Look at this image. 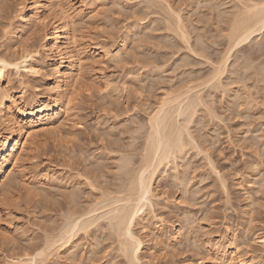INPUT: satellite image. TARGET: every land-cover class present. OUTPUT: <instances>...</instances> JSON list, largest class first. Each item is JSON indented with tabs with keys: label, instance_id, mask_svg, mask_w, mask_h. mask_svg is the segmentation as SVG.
<instances>
[{
	"label": "rangeland",
	"instance_id": "374dc122",
	"mask_svg": "<svg viewBox=\"0 0 264 264\" xmlns=\"http://www.w3.org/2000/svg\"><path fill=\"white\" fill-rule=\"evenodd\" d=\"M19 1L20 0H0V51H2L1 49L7 46L6 43L11 44L12 42L16 41V39L15 41L14 40L9 41V39H11L9 38L11 34H8L6 38L5 36H3V31L1 33V30H4V27L7 26L9 22H11L10 28H11V32H13V35L17 36L21 33L18 32L20 27L19 19L15 17V13L17 12L18 9L17 3H19ZM62 1L66 11L68 12L70 11L71 13H74L76 11V8H78L80 4L82 5L81 7L83 8L84 13H88L90 9L95 10L96 14H94V17L92 16L90 18L88 14L87 15L88 17L86 16L85 20L83 19V21H81L83 22L82 24L84 26L81 27L80 25L82 24H80L79 25L80 27L78 28L79 29L83 28L81 29L83 30V32L80 31L79 33V29L77 31V34L78 33L81 34V35L78 34L81 37L80 38L78 36L79 54L82 57H85L87 63L88 61L90 62L92 60L90 62V65L92 67L88 63L87 66H84V68H82L83 73L81 74L82 76L80 75L79 77L80 80H78V82L80 81V84L77 83V85H79L77 86L79 87L78 88L79 90L77 89V91L79 92L78 93L73 92L75 96V97L73 96L74 98L71 95L74 101L71 100L72 101L70 103L71 105H69L70 108L67 111L68 115L64 116L65 119L62 120L64 122L62 121H61L62 123L60 122L61 123L60 124L61 126L59 125L61 127V129L59 127L60 133L58 132L59 134L57 133L56 135H53L55 133L52 134L50 133L52 136L51 135L47 136L49 135L47 134L46 136L48 139H46V136L43 137L41 135L35 137V142L37 140L39 144L38 142L35 143L38 146H36L37 148L33 149L32 151V155L34 156V158L31 157V161H32L31 163L29 162L30 161L29 159H28L29 161L27 160L29 163L26 161L27 163L26 166L32 165L33 168L31 167L30 169L29 167L31 171L28 169L29 170L28 173L22 176L24 179L23 180L24 183L22 182L20 184L23 186L21 187L23 189L21 191L22 192L24 191L25 193L23 192L21 194V191H19L20 195L19 193H17L16 195L15 193L14 194L12 193L13 198L11 197V195H3L0 198V264H11L10 263L11 261L8 260V258L9 256L11 258L14 257L11 255L12 254L14 255V253H16L17 251L18 252L15 254V256L21 254L20 251L23 249L30 252L33 249V247L36 246L38 247L39 244H41L42 241H44L43 237H45L48 234V233L45 234V231L49 232L50 230L48 229V227L53 225L55 228L56 226L58 227V225H60V223L62 222L61 220H63L61 218L63 217L59 215L60 213L59 209L61 208L62 211L60 214H62L65 211L64 209L66 205V200H64L66 193L65 191H68L69 190L68 188H71V190L79 189L80 191L77 190L79 191L78 193L82 194V196L79 195V200L83 199V201L81 202L87 201L91 203L92 200H94V198L96 197L95 194L96 195L99 194L97 193V191L98 192L100 191L98 189H101L102 191L105 188L107 189L114 188L116 185H118V183L121 182L120 181L121 179L123 180L126 177L128 170L131 169V167L132 168L135 167V165H137V162L139 160L138 158L139 156H137V152L139 155L140 153L139 147L141 146L140 144L143 143L144 141L143 139L145 136V134L143 135V133L145 132V130L147 131L146 126L148 124L146 122L147 121L146 119L150 114L149 112L151 111L152 113V111H154V109L152 108L155 109L157 108V104H159L158 102H160L159 100L161 96H165L166 93H171L170 89L175 90L176 88L179 87V85L182 84V82L184 81L182 77L184 75L186 76L185 73H189L188 71H190L189 74L190 78L184 76L186 78L185 81L186 83H189L188 81H192L193 79H195L196 81L198 79L197 82H199L200 85L201 83L199 80L201 79V82L205 80V78L203 80V77H205L206 74L208 75V73L206 72L209 71L210 69L209 67L211 65L208 64L209 62L207 58L210 57L209 60H215L220 56L219 54L222 55L223 53H226V42L223 38L225 36L222 35L226 34L225 31L227 32L228 30L227 29L228 26L226 25V23H229L230 19L226 20L228 19L227 18L228 16L226 17L225 15L228 13V11L234 12L233 8L236 10L240 6L238 0H208V1L206 0V2L204 0H199V1L198 0H169V1L166 0L167 3H169L170 6H172L173 9L175 10L178 9L180 11L181 16L184 18L183 21L185 20L184 24L186 25V30L188 29L187 33L190 32L189 35L191 34L190 41L188 40L192 44V45L190 44L191 47L195 46V42L197 43V41H199L198 37L200 38V36L197 33H199L200 31H201L200 35L202 37L200 39H203V42L201 40L200 41L203 47L209 45L206 47L205 52L203 51L204 49L203 50L199 49V47L201 48L202 45L201 46L198 45L199 47H197L196 45L198 49L196 47L193 48L194 54L192 53L193 54L192 55L190 52L192 50L188 49L189 44L188 46L186 45L188 48L187 47L183 48L185 44L183 41H181L182 39L178 37L179 36L178 31L177 29L175 30L176 26L173 25L172 23L174 19L172 18L173 20L171 19L172 21L169 24L171 16L168 18V16L164 15L166 10L164 13H160V11L161 12L164 11L162 10V8L161 10H158L160 8L157 9H155L156 7L151 8L152 5L146 6V4H148V0L147 1L146 0H62ZM220 2L221 4L222 3L223 4L220 5ZM155 3H157V1L153 3L156 6ZM160 5H164V3L163 4L161 3ZM148 6L149 8H147ZM231 7L232 10H229ZM225 9L226 10L228 9L227 12ZM156 10L157 13L155 12ZM231 15L232 13L229 16ZM222 17H226V19ZM137 19L140 20L139 23L137 22ZM220 19H222L221 21H223V23L219 21ZM165 21L167 22L165 23ZM167 23L170 25L169 30L171 31H169L168 29H167L168 31L166 30V28H168ZM171 24L175 26V28L173 29L177 32H174V30L171 28L173 27ZM222 29L224 30V32ZM195 31L197 32L195 33ZM194 33L196 36H194ZM82 34L84 37L82 36ZM146 34H149L148 35L149 38ZM218 34H222V35L218 36ZM25 35L27 37L28 33L26 31H23L21 33V36L24 38ZM35 35H33L30 38L32 39V41L30 40L31 43L32 42L40 43L41 32H37V34ZM170 35L171 37H169ZM256 37L257 38L256 39L254 38L252 45L251 44L249 45L251 47L254 44H257L258 42L259 44L254 45L253 47L250 48L248 47V44L246 42L247 45L246 47L248 48L245 47L244 45L245 43H244L243 47H245L244 48L245 50L242 49L238 51L237 49H239V47L232 49L230 53L229 52L227 53L228 55L230 54L229 60L233 61L236 57L238 58L245 56L248 57L249 55L251 57L250 61L252 60L251 62L253 63V65L251 66L255 69H257L256 67H258V69L262 67L261 69L264 70V57H263L264 37H261L260 35L259 37L261 39L258 36ZM194 38L197 39V41H195ZM205 39L208 41H205ZM123 40L125 44L124 46L125 48H127L126 54L128 55L124 56L125 53H123L122 57L124 59L122 58L123 60L121 59L120 62L118 61L115 62L98 56L97 53H99L102 47L106 48L107 46V48L109 47L108 49H115L121 44V41L123 42ZM179 40L180 42H183L184 45L178 42ZM193 40L195 42H192ZM174 42L176 43L175 46H174ZM207 42H209L210 44H206L205 46L204 43ZM260 44L262 45L260 46ZM259 46L262 48L260 49ZM174 47L176 51L173 50ZM178 48H180V50ZM16 49H18V47H16ZM195 49L198 51L201 50V52L199 51V54L202 53L200 54L202 58H200L201 56L198 54V51H196ZM221 49L224 50V52ZM177 50L179 51V53H176L178 52ZM217 50L219 51V53L217 52ZM208 51L210 53H208ZM221 51L222 53H220ZM215 52L216 54L218 53L217 54L218 57L215 54ZM246 52L249 54L247 55ZM206 53L210 55L208 54L205 55ZM183 54L186 56L184 57ZM213 55L216 56L213 57ZM203 57H205V59ZM180 58H183L184 62H182L183 59ZM186 58L187 60L189 61L192 60L193 62L191 61L192 62L191 63L188 61L186 65H184L183 63H185ZM179 59L182 63L178 65V63L180 62ZM97 60L99 61L96 64L95 61ZM255 60L259 62V64ZM93 61L94 64L92 65ZM188 63L191 65L188 66ZM258 65L259 66L262 65V66L259 67ZM182 66L184 67L188 66V67L187 68L185 67L186 68L185 69ZM190 66L193 67L190 68ZM252 67H250L251 70L248 68V72L252 71ZM184 70L187 72H185ZM193 71L196 72L198 71L201 74H199L198 72L193 73ZM180 73L182 75H180ZM202 74H204V76ZM191 75L193 77L196 76L197 79L196 77L193 78ZM253 75L252 77L250 75V78L248 77L249 79L247 78L246 82L248 80L249 82H247L246 88L244 86L245 89H247V86L249 87L251 86L248 84H252L255 86L258 82L257 79L258 77H260V80L262 76L264 77V75L259 76V74L258 77L257 75H255L256 77ZM128 76L129 77L134 76V80L132 79V77H130L132 79L131 80L130 78H128ZM29 78L30 76H26V77L23 75L19 76V74L16 73L14 70H11L10 72L9 71L7 72L5 79L2 81V86H5V84L9 81L8 82L9 84L8 83L7 84L9 85V87L12 86L11 88L13 90L19 93L25 92L26 94H28V92L30 91L29 88L32 85L38 86V84H40L39 81L37 80L33 81L34 79L32 78L29 79ZM253 78L256 79V84H254L255 82L253 81L255 80ZM21 79L22 82H20ZM104 79L106 81L108 80L107 82L108 84L109 82L112 81L110 84H112L113 87L115 86L117 87L115 88V90L112 87L114 92L112 88L110 90V87L112 85L109 84L110 86L109 87L106 82L102 83L103 81H105ZM179 79H181L182 81L181 83H179L180 82ZM222 79L223 82H225L224 80H226V77L225 79L224 78ZM263 79L264 78H262V80ZM26 80L29 81L28 84H26L27 83ZM195 80H193L194 83L196 82ZM260 80L258 83H260ZM262 80H261L262 83L261 85L264 87L263 84L264 80L263 81ZM193 81L190 82L191 86L197 84V82L194 84ZM23 82L26 83L23 84ZM93 82L95 83V85ZM114 82L117 83V85L114 86L113 84ZM190 83L187 85H190ZM238 83L239 82H237L236 84L232 83L233 86L232 84L231 86H229L230 91L228 90L229 92L227 93H224L221 88H220L222 90L221 92H218L219 88H213V89L211 88L212 91L214 90L213 93L211 90H207L209 86L205 83H202L201 85L203 84L205 85H203V87L200 86V88L198 89L200 90V92L202 91L201 89H203V92H201V94L202 93L204 94L201 96H204V98L206 96V98L204 99L205 101L208 99L207 98L209 95L208 92L210 91L212 92L210 93L211 96L210 95L209 96L210 98L212 97L214 98L213 100L211 99V102L214 105L209 103V99H208V103L211 106H213L212 110L214 108L216 112L214 110L213 111L218 118L213 114L216 118L215 117L213 118V116H211L213 118V120H211L209 112L207 111L209 115H205L206 113L204 114L203 112L206 111V109H203L204 111L200 109V108H204V106L203 107L197 106L196 110L198 111L200 110V112L197 111L199 115L196 114L198 116L195 115L196 117L192 120V122L193 121L195 122L194 123L191 122L190 123L191 125H189V129L191 130V132L193 131L195 134L194 135L192 132L193 136L197 137V138L195 137L197 143L199 144L200 142L201 145L203 144L202 146H200L199 144V147L202 148V150L206 148V150L204 151H202L200 148L199 149L196 148L197 151H195V147L190 144V146L192 147L191 148L187 147V149L188 148L189 149L186 151V155L184 154L185 156L183 157L184 159H180L181 162H179L180 161L179 159H178L179 161H177V163L180 164L177 166L178 167L177 170H181V172L179 171V174H181L180 177L182 178V180L180 179V181L182 183L185 182L183 176L187 178L186 181L189 180L188 182L189 185L187 184L184 185L182 184V185L185 189L186 188L188 189V190L186 189L187 191L190 190V192H187L185 189H182L181 184L179 185L178 184L179 182L176 183L177 181L174 177L171 176L172 177L171 178L170 176H168L169 174H171L170 173L171 169H168L169 165L167 166L168 168H164L165 171L163 170L162 172L163 174L161 172L158 174V176L160 175L159 176L160 178L157 176V179L154 180L155 192L158 193L157 195L159 198L164 197L165 199H167L169 201L168 202L169 205L163 207L162 204H160V206H158L159 204L158 205L155 204L157 206L154 205L155 208H152L153 213H155V215L160 216L162 219V220L159 219L156 220V226L158 225V227L162 230V233L164 235L162 234V236L157 237L156 235L153 236V234L143 233L145 236L142 234L141 237L142 240L144 239L143 240L144 246L142 248L143 250L141 251L142 253L140 252V254L142 258L144 257L143 258L144 260L142 259V261L143 262H145V260L147 261V263L145 262V264H193L200 256H204L206 260L207 259L209 260L208 257L212 256L213 252L218 248L219 245H221L224 242L225 238L232 240L233 243L237 245L239 242L242 243L241 245L239 243L240 246L239 251L241 258L244 259L251 258L253 264H264V246L252 242L253 241L252 238L254 235L264 236V100H263L264 96H262V92H264V90H262V92L258 91L261 90L260 87L261 85L258 84L260 88L258 87V85L255 87L253 86L255 91L251 92L250 89L252 88L251 86L250 88H248V92L250 89L249 92L251 94L250 95L248 92L246 93L244 88L242 90L240 89L241 91L237 90L240 87V85L238 87ZM25 85L27 86L31 85V86L26 87ZM121 86L123 89H121ZM173 86L175 88H173ZM184 86L182 88L183 90L186 88ZM24 87H26L28 90L24 91L23 89H26ZM100 88L102 90L104 88L105 92L104 90L102 91ZM231 88L234 90H232ZM215 89H217V91ZM20 90H23L24 92H21ZM126 90L129 93L128 92L125 93ZM168 90H170V92ZM180 90L181 88L179 89V91ZM256 90L261 94L257 93ZM232 91L234 92L237 91L235 92L238 93L237 96L241 95L240 97L241 102L238 101L239 98L236 99L235 97V100L238 101V103L240 104L235 105L236 103L235 100H232L234 98H231ZM239 91L241 94H239ZM113 93L117 98L114 97ZM220 93H222L223 95H221ZM255 93L258 94L257 97ZM224 94L227 98L222 97L224 96ZM247 94L250 96L247 97ZM111 97H114L116 100ZM228 97H230L231 99H228ZM250 98H252L251 99L252 101L250 100ZM227 99L229 101H227ZM230 100L233 101V103ZM230 103L231 106H233L232 104L235 105L233 106L234 109L233 108L231 109ZM229 106L230 108H228ZM201 111L203 114L201 113ZM199 116L200 119H198ZM207 116L209 118H207ZM138 124L141 126L143 125L142 128L143 127L144 128L142 129L141 126L138 127L137 126ZM257 135L259 136L258 137L259 139L257 138L258 140L256 139ZM251 139H253V142ZM254 139H256L257 141ZM45 140L47 141L42 142ZM254 141L258 142L259 144L254 143ZM255 144L257 149L255 148ZM262 145L263 148H261ZM137 146H138V150H137ZM135 148L137 152H135L134 150ZM199 150H201L203 153L207 152V154L204 153L205 156H203L204 154ZM128 151H132V152L134 151L135 153H131V154L132 155L135 154L136 156L135 155L132 156ZM124 152L125 155L128 153L127 154L128 156L126 155L128 157L127 159L129 160V163L131 162L132 163L131 165L129 164V166L128 165L125 166V168L124 167L121 168L120 166L117 167V165H121L122 163L119 161H122L123 158H126V156L122 157ZM119 155H121V158ZM130 156L132 159L131 158L129 159ZM207 157L210 159L208 160ZM207 160L209 162L212 161L213 167ZM255 160H257V162ZM133 161L135 164L133 163ZM92 162L95 164H93ZM90 163L91 165H89ZM96 163L99 164V166ZM253 163H257L258 166ZM184 164H186L188 167L184 168L186 166ZM96 165H97V169L100 170V173L104 172L103 174H105V176L103 174H101V176L98 175L99 170L96 169ZM91 166L92 168L90 169ZM126 167L129 168L126 169ZM44 168H47L48 171H46L47 169L45 170ZM93 168H95L94 169L95 171L93 170ZM116 168H118L119 171H116ZM34 169L37 170L35 171ZM88 169L89 171H87ZM92 170L94 171L93 176L91 173ZM122 170H125L127 172ZM182 170L183 171L185 170L184 174L186 176L184 174L182 175L183 173ZM45 171L46 172L51 171L50 173H53L51 177H53L54 174L57 175L55 176L56 179L52 181H51L52 178L50 180H46V178H44L43 175L45 174L44 173ZM215 171L216 173L218 172V174L220 172V174L216 175ZM35 172H37L36 174H39L42 177V178L40 177L41 181H44L45 179L46 181L49 182H46V185L45 184L43 185V183H40L37 180H35L37 179L35 177H38V175L36 176ZM79 172L81 173L79 174ZM121 172L122 173L125 172L126 174L123 173L124 174L123 176ZM84 174L85 176L89 175L87 177L88 179L84 176ZM90 174L92 178L90 177ZM78 175L79 177H77ZM95 175L97 176L98 178L97 180L99 181L95 180L96 179ZM220 176L221 178L223 176L224 179L223 180L219 178L221 179L220 180L221 182L218 179V177ZM31 178L33 180H31ZM169 178H171V180ZM90 179L92 180L93 183L97 181V185L96 182L93 184L94 188L93 187L90 188L91 186L88 185L89 184L88 180ZM106 179H108L109 181H113L112 182L113 184L116 183L114 184L115 186H113V184H110L108 180L107 182L109 184H106L107 182L105 183L101 182L103 180L106 181ZM56 180H58V182ZM66 182L67 185H65ZM99 182L102 184H100ZM223 182L226 183L227 185L226 184L224 185ZM47 183L50 184L48 185ZM79 183H81V185ZM98 183L100 188L98 187ZM220 183L221 185L223 183L224 188L223 185L222 186L220 185ZM24 184L26 185L24 186ZM57 184L59 188L58 190L55 189V186L57 188ZM104 184L106 186L110 185V187H105ZM29 185L32 187H30ZM36 185L37 188L35 187ZM41 185H43L44 188ZM75 185L77 186L79 185V187L76 186L73 188V186ZM26 187H29L28 190L31 191L27 192L28 190L26 189ZM47 187L48 188L52 187L50 188V190L51 189L52 190L49 193H51L50 195H52V197L54 196L55 199H47V198H51L48 192L45 193L46 190L49 191ZM95 187H98V189ZM24 188L27 191H25ZM60 188L63 189L62 191L64 195L62 194ZM93 189L95 190L93 191ZM56 190L58 193L55 194ZM47 194L49 196H47ZM92 194H94L93 197ZM16 196L17 197L19 196L18 197L19 200H17L18 198ZM7 198L8 200H6ZM2 199L5 200L2 201ZM4 201H6V203H4ZM3 204H6L7 206ZM6 211L8 213H5ZM52 220H54L53 223H51ZM99 223L102 226L101 225L98 226L99 224L97 225L94 224L95 226L92 225L91 226L92 229L90 227L88 233H86L85 235L81 234V236H79L80 239L79 241L82 242L81 244L84 243L82 246L83 248L81 250L83 252L81 253L80 250H78V252L75 254L76 255L75 259L73 257L70 258L69 255L65 254L61 256L60 258L61 261L55 259L54 257L53 259L50 258L45 263L46 264H50V263L76 264L78 262L79 264L81 262V264H129V263L132 264L131 262L128 263L129 260L126 257L124 259L123 254H122L123 256L119 254L120 251L119 253L117 252L118 250L116 246L117 244L114 242L115 240H110V238L111 239L113 238L110 237L109 235L111 234L107 230H105L106 228H108L109 230V227L107 225H106L107 227L105 228L104 225L105 222L99 221ZM172 226L180 227L181 236L179 238V241H177L174 244L173 248L171 249L168 248L167 241L170 240L169 230L171 229ZM93 227L95 228L94 230ZM91 230L92 232H90ZM104 233H106L107 235L106 234L104 235ZM104 236H106L105 237L106 239H104ZM155 237H157L158 240H156ZM154 239L156 240L157 243L155 242ZM159 239L162 241V243L160 242ZM111 241L113 242L111 243ZM158 241L160 242V244H158ZM243 242L246 243V245ZM30 245L31 247H29ZM147 255L149 256L148 257L149 260L147 258ZM77 256L79 257L81 256L80 257L81 259L78 258ZM76 259L79 260L77 261ZM72 260H75L76 263Z\"/></svg>",
	"mask_w": 264,
	"mask_h": 264
},
{
	"label": "bare ground",
	"instance_id": "6f19581e",
	"mask_svg": "<svg viewBox=\"0 0 264 264\" xmlns=\"http://www.w3.org/2000/svg\"><path fill=\"white\" fill-rule=\"evenodd\" d=\"M156 1H157V3H155L156 4V6H155L153 3ZM167 1H169V0H167ZM167 1L166 0H148V4H146V3L145 4H146V6L152 5L151 8H153V7H156L155 9L160 8L158 10H161V8H162V10H164V11L163 12L160 11V13H164L166 10L167 15H166V12L164 13V15L168 16V18L171 16L170 21L168 19L169 24L174 19L172 21V23H173V25L176 26V28H175V26H173L171 24L173 26L171 28L172 29L175 28V30L177 29L179 36L178 35H176V36L180 37V39H182L181 41H183L185 45L183 44V42H180V40L178 42H180L181 44L184 45V47L182 46L183 48H186L189 44V48L188 47L187 48L192 50V51H190L192 54L193 50H194L193 48H195L196 45H197V47L202 45L201 41L203 42V39H200V38H202L200 35L201 31L199 33H197L200 36V38L198 37V40L199 41L201 40V41L199 42V41H197V39L194 38L198 44L193 40L192 42H195V46L191 47L192 44L189 42L191 34L189 35L190 32L187 33L188 29L186 30V25L184 24L185 20L183 21L184 18L181 16L180 11L178 9L177 10L173 9L172 6H170V4L167 3ZM204 1L206 2V0H204ZM62 2H63L62 0H20L19 3H17V8H18L17 12L15 11L16 12L15 17H17L19 19V24H20L18 32L22 33L23 31H26L28 33V36L26 37V35H25L23 38L21 36V33L17 36L13 35V32H11V28H10L11 22H9V24H7V26L4 27V30H1V33L3 31V36H5V37L8 36V34H11V36L9 35L10 36L9 38H11V39H9V41L10 40L15 41V39H16V41L15 42L11 41L12 42V43L10 42L11 44L6 43L7 46L5 47V45H4L5 48L2 47L3 49H1L2 51H0V61H3V63H0V198L3 195H11V197H12L14 193H15V195L17 193H19V195H20L19 191L23 190L21 188L23 186L20 185L24 180L22 176L26 175L28 173V171L31 169V167L33 168L32 165L26 166V164H27L26 161L29 159L30 161L29 160L28 161L31 163L32 162L31 157L34 158V156L32 155V151H33V149L37 148L36 146H38L37 144H35L38 142L37 140L35 142V137L36 136L38 137V135H41L44 137L47 134H49L47 136H50L52 133H55L53 135H56L60 131L59 130V127L61 126L60 124L62 122H64V121H62L63 119H65L64 116L68 115L67 111L70 108L69 105H71L70 104L72 102L71 100L74 101V99H73L75 97L74 93L79 92V91H77V89L79 88V87H77V86H79V85H77V83L80 84V81L78 82V80H80L79 77L83 73L82 68H84V66H87L88 63L90 65V62L92 61V60L90 62L88 61V63H87V60H85V57H82L79 54V51H78V49H79L78 48L79 37H80L79 35H81L79 33H80V31L83 32V30H81L83 28L79 29L78 27L84 26L82 24L83 22H81V21H83V19L85 20V17L88 14H89L88 16H90V18L92 16L94 17V14H96L95 10L90 9V11L88 13H84L83 8L81 7L82 5L80 4L78 6V8H76V11L74 13H71L70 11L69 12L66 11ZM238 2L240 3V6L236 10L233 8L234 12L228 11V13L225 15L226 17L228 16L227 17L228 19H226V17H222V18H225L226 20L230 19L229 23H226V25L228 26L227 32L225 31L226 34H223V35L218 34V36L219 35L225 36L223 38L226 42V53H223L222 55L219 54L220 56L218 57L217 54L219 53V51L217 50L218 53L216 54V52H215V54L218 57L217 59L209 60L210 57H208L207 58L208 62H209L208 64L209 65L211 64L210 67L208 66L210 68L209 71L206 72V73H208V75L206 74V76L203 77V80L205 78L204 81L201 82V79L199 80L201 84L205 83L210 87V88L208 87L207 90L212 91L213 88H219L220 91L218 90V92H221L223 90L224 93H227L230 91L229 86H231L232 83L236 84L237 82H239L238 87H239V85H240V87H239V89H237V87H236V89L242 90L244 88V86L246 88V84H247V82H249V80L247 82H246V80L248 77L250 78V75H251V77L253 74H254L253 76L257 75V77H258V74H259V76L264 75V70L261 69L262 67L260 69H258V67H256L258 69L257 70L251 66V65H253V63L251 62L252 60L250 61L251 57L248 55L249 54V53H247L248 51L246 52V54L250 58L245 56V57H241V58L236 57L233 61L229 60L230 54L228 55L227 53L228 52L230 53V51L232 49L239 47V49H237L238 51H240L242 49L245 50L244 48L247 46L246 42L248 44V47H250L249 44L252 45L254 38L255 39L257 38L256 36L259 37V35H260L261 37H264V8L260 7V5L264 4V0H238ZM159 3L160 4L164 3V5H160ZM157 4H159V5H157ZM222 4L220 2V5H222ZM149 6L147 8H149ZM159 6H161V7H159ZM162 6H164V7H162ZM211 7H213V6H211ZM163 8H165V9H163ZM227 10H226V12H227ZM229 10H232V7ZM155 12L157 13V10ZM231 13H232V15L229 16ZM164 15H162V16H164ZM216 15H217V13H216ZM216 18H218V17H216ZM138 20L139 19H137V22L139 23L140 20L139 21ZM221 20L222 19H220L219 21L223 23V21H221ZM166 22L167 21H165V23ZM226 22H228V21H226ZM80 24H82V25H80ZM84 24H85V21H84ZM169 24H168V28H166V30L167 29L169 30V27H170ZM221 26H223V25H221ZM5 29H7V31H5ZM78 29H79V33H78L79 35L77 34ZM175 30H174V32H177ZM225 30H226V28H225ZM169 31H171V30H169ZM37 32H41V37L39 36L41 38L40 43H38L36 40L35 41L37 43H35V42L31 43L32 39H30V38L33 35L37 34ZM196 32L197 31H195V33ZM203 32H205V31H203ZM223 32H224V30H223ZM195 33H194V36H196ZM172 34H173V32H172ZM146 35L148 36L149 34H146ZM171 35L169 37H171ZM82 36H83V34H82ZM176 36H174V37H176ZM152 37H153V35H152ZM212 37H213V35H212ZM148 38H149V36H148ZM161 38H162V36H161ZM177 39H179V38H177ZM216 39H218V38H216ZM171 41H172V39H171ZM205 41H208V40L205 39ZM263 41H264V38H263ZM89 42H90V40H89ZM175 44L176 43L174 42V46H175ZM206 44H210V43L209 42L204 43L205 46H206ZM243 44L245 45V47H243ZM257 44H259V42ZM257 44H254V45H257ZM124 45H125L124 40H123V42L121 41V44L118 47H116L115 49H108L109 47L107 48V46L105 45L106 48L102 47L101 50L99 49L100 51L97 54L100 57H103V58H106V59H109V60H112L115 62H117V61L120 62L121 59L123 58L122 57L123 53H125L124 56L128 55V54H126L127 48H125ZM261 45L262 44H260V46ZM207 46H209V45H207ZM253 46H251V47H253ZM260 46H259V48L261 49L262 47H260ZM16 47H18V49H16ZM159 47H161V46H159ZM182 47H181V49H182ZM206 47H203V45H202V47L201 48L199 47V49H202V50L204 49L203 51L205 52ZM248 47H246V48H248ZM95 48H97V47H95ZM178 49L180 50V48H178ZM207 49H209V48H207ZM219 49H220V47H219ZM173 50L176 51L175 47ZM246 50H248V49H246ZM175 51H174V53H175ZM196 51H198V50H196ZM199 51L201 52V50H199ZM199 51H198V54H199ZM222 51L224 52V50H222ZM222 51L220 53H222ZM261 51H263V50H261ZM261 51H259V52H261ZM170 52H172V51H170ZM176 53H179V51ZM208 53H210V52L208 51ZM208 53H206L205 55H207ZM200 54H202V53H200ZM208 55H210V54H208ZM185 56L186 55H184V57ZM203 56H204V54H203ZM215 56L213 55V57H215ZM205 57H207V56H205ZM205 57H203V58L205 59ZM200 58H202V56ZM180 59H183V58H180ZM180 59H179V61H180ZM185 60H186L185 63H183L184 65H186V63L189 61V60H187V58ZM98 61L99 60L95 61L96 64ZM191 61L192 60H190L189 62H191ZM182 62H184V59ZM182 62L180 61L178 63V60H177L178 65L181 64ZM203 62H205V61H203ZM257 63L259 64V62H257ZM257 63H256V66H257ZM93 64H94V61H93L92 65ZM189 65H191V64L188 63V66ZM254 66H255V64H254ZM260 66H262V65H260ZM182 67H184V66H182ZM191 67H193V66H190V68ZM250 67H252V71L248 72V68L251 70ZM11 70H14L16 73L19 74V76L20 75H23L25 77L30 76V78L34 79L33 81L37 80V81H39L40 84L37 83L38 86L37 85H32V86L30 85L31 87L28 85L30 87L29 88L30 91L28 92V94H26L24 92L25 90H28L26 88V87H28L27 85H25L26 87H24L26 89L22 88L24 91L20 90L21 92H24V93H19V92L13 90L11 88L12 86L9 87V85H8L9 81L7 82L8 84L6 83L5 86H2V81L5 79L7 72L8 71L10 72ZM97 70H98V68H97ZM150 70H151V68H150ZM200 71H202V70H200ZM185 72H187V71H185ZM188 72L189 73H185V74L187 77L190 78V75H189L190 71H188ZM194 72H196V71H193V73ZM199 74H201V73H199ZM180 75H182V74L180 73ZM202 75L204 76V74H202ZM184 76L182 77L184 80L183 82L181 81V79H179L180 80L179 83L182 82V84L179 85L178 88H176L177 90L175 89L176 90L175 91V90L170 89L172 94L165 92L166 95L161 96L162 99L160 98V100H159L160 102H158L159 104H157V108L156 109L152 108V109H154V111H152V113L150 111L149 116L147 115L148 116V118L146 119L147 121L145 120L148 124L146 126L147 131L145 130L146 128L144 129L145 132L142 130L144 132L143 135L145 134V136L143 139L144 141L142 140L143 143L141 142L142 144H140L141 148L139 147V149H140L139 155H138V152L136 151V148L134 149L135 152H137V156H139L138 157L139 160H138V162L136 161L137 165H135V167H133V168L131 167V169H129L128 172L125 170H122V171L127 172L126 177L125 178L123 177L124 179L123 180L121 179L120 180L121 182L118 181L120 183H118V185H116V186L114 185L116 183L113 184L112 183L113 181H109L108 179H106V181L100 180L101 182H104V183L107 182V180H108V182H110V184H113V186H115V187L110 188V189L105 188L104 190L101 191V189H98V187L100 188V186H99L100 182H99L98 187H95L98 190H100L98 192L96 189L97 193H99V194L96 195L93 192L96 197L94 198V200H92L91 203L87 202V201L81 202V201H83L82 198H81L82 200H79V195L82 196V194L78 193L80 191L79 189H77V190H79V191H77L75 189L71 190V188H68L69 190L68 189L67 190L69 192L64 190L66 192L65 193V199H64V200H66V205L64 208L65 211L62 214H60L62 212L61 208L59 209L60 210L59 215H61V217H63V218H61L63 220L60 219L62 221L60 223V225H58V227L56 226L55 228L53 225L49 226L48 227V229H50L49 232L45 231V234H47V233L48 234L45 237H43L44 241H42V243L39 244L38 247L37 246L33 247V249L30 252L23 249L24 251L23 250L20 251L21 254L15 256V254L18 252L17 251L16 253H14V255L13 254L11 255L14 257H12V258L10 256H9V258L7 257L8 260L11 261V262L10 261H8V262H10L11 264H44L50 258L53 259L55 257V259L60 260L61 256L65 255V254L69 255L70 258L73 257L75 259L76 258L75 254L78 252V250H80L81 253L83 252L81 250L83 248L82 246L84 243L81 244L82 242L79 241L80 240L79 236H81V234L85 235L86 233H88V231L90 230V227L92 225L99 224L98 226H100L101 222L99 223V221H104L105 222V224H104L105 228L107 226L109 227V230H108V228H106L105 230H107L111 234V235H109V234L108 235L113 238V239L110 238V240H115L114 242L117 244L116 246L118 249L117 252L119 253V251H120L119 254L120 255L123 254L124 259L126 257L129 260L128 261L126 259L128 261V263L131 262L132 264H137V261L139 262V264H145V262L147 263L146 260H145V262L142 261V259L144 257L142 258L141 254H140V252L143 250L142 248L144 246V242H143L144 239L142 240L141 236L143 233L153 234V236L156 235L157 237L162 236V234H163L162 230L158 227V225L156 226V220H158V219L162 220V219L160 216L155 215V213H153L152 208H155V206H157L158 204H159L158 206H160V204H162L163 207L164 206L166 207L167 205H169V203H168L169 201L167 199H165L164 197H160V198L158 197V195H157L158 193L155 192V186H154L155 181L154 180L157 179L158 174L160 172L162 173L163 170L165 171L164 168H168L167 166L169 165L168 169H171V172H170L171 174H169V175L167 174V175L170 177L171 176L174 177L177 181V182L176 181L175 182L176 183L179 182L178 184L179 185L181 184L182 189H185L183 187L184 184L189 185L188 184L189 180L186 181L187 178L184 176H183V178L185 179L184 180L185 182L182 183L180 181V179L182 180V178L180 177L181 174H179V171L181 172V170H177L178 169L177 166L180 165L179 163H177V161H179L180 159H184L183 158V157H185L184 154L186 155V151L189 149V148L187 149V147H190V148L192 147V146H190V144L195 147V151H197L196 148H198V149L200 148L199 147L200 142H199V144L197 143V141L195 140L196 136L195 137L193 136L194 132L192 131L193 132V134H192L191 130L189 129V125H191L190 123L192 122V120L196 116L199 115L198 112H200V110L199 111L196 110V107L197 106H201V107L204 106V108H200V109H202V110L206 109V111L203 110L204 111L203 113L204 114L206 113L205 115L210 114V117L213 116V118L216 116V114L214 113V111H215L214 108H213L214 111L212 110L213 106L210 105V104H213L211 102V99L212 100L214 99L213 97L210 98V96H211L210 93H212L214 90L212 92L211 91L208 92L210 96L207 94L208 95L207 98L209 99V103H210L209 104L208 99L206 100L207 102L204 100L206 98V96H205V98H204V96H201L204 94V93L201 94V92H203V89H201L202 90L201 92H200V90H198L200 88V86L203 87V85H205V84L199 85V82H197L198 79L194 75L196 77L197 81L195 79H193V80H195L198 85L195 84L196 82L194 83L193 80L192 81L195 85L191 86L190 82H192V81H188L190 83V85H187L189 83L185 82L186 76L185 77ZM130 77H132V79L134 80V76H130ZM130 77L128 76V78H130ZM195 77H193V78H195ZM198 77H200V76H198ZM225 77H226V80H224L225 82H223L222 78L225 79ZM189 78H187V79H189ZM262 78H264V77L262 76ZM262 78H261V80H262ZM81 79H82V77H81ZM257 79L259 82L260 77H258ZM254 80L255 81H253V82H255L254 84H256V79H254ZM261 80H260V83L257 82V84L255 86H257L258 84L261 85L262 84ZM20 82H22V79ZM28 82L29 81H27V83L23 82V84L24 83L28 84ZM105 82L107 83L108 80L107 81L105 80L102 83H105ZM111 82H109V84ZM109 84H108V86H109ZM113 84H114V86L117 85V83H115V82ZM94 85H95V83H94ZM110 85H112V84H110ZM128 85H127V87H128ZM184 85H186V86H184ZM248 85H251L252 88L254 86L252 84H248ZM259 85H258V87H259ZM122 86H121V89H123ZM177 86H178V83H177ZM183 86L186 87L184 90L182 89ZM232 86H233V84H232ZM235 86H237V85H235ZM112 87H113V85L110 87V90ZM127 87H126V89H127ZM250 87L247 86V89L244 88L246 93L248 92V88H250ZM260 87H261V90H258V91L262 92V90H264L263 89L264 87L262 85ZM113 88L115 90V88H117V87L115 86ZM113 88H112V90H113ZM170 88H172V87H170ZM173 88H175V87L173 86ZM180 88H181V90L179 91ZM252 88H250L251 92L255 91L254 88H253V90H252ZM134 89H135V87H134ZM205 89H206V87H205ZM250 89H249V92H250ZM103 90H104V88H103ZM114 90H113V92H114ZM170 90H168V91L170 92ZM215 90L217 91V89H215ZM232 90H234V89H232ZM116 91H118V90H116ZM240 91H239V94H241ZM258 91H257V93L261 94ZM104 92H105V90H104ZM119 92H117V93H119ZM126 92H128V91L126 90L125 93ZM174 92H176V93H174ZM235 92H237V91H235ZM235 92L234 91H232V93L230 92L231 98H234L232 100H235V97H236V99L239 98L238 101H240L241 95L237 96L238 93H235ZM71 93H73V94H71ZM220 94L223 95L222 93H220ZM71 95H72V97L73 96L74 97L72 98ZM250 95L247 94V97ZM257 95L258 94H256V97H257ZM262 96H264V92H262ZM114 97L117 98L115 96V94H114ZM114 97H111V98L115 99ZM222 97L227 98L225 96V94ZM231 98L228 97V99H231ZM228 99H227V101H229ZM251 99L252 98H250V100ZM221 100H220V102H221ZM238 101L235 100V102H236L235 105L240 104V103H238ZM231 102L233 103V101H231ZM254 102H256V101H254ZM232 105L235 106L234 104H232ZM230 106H231V103H230ZM230 106L228 108H230ZM233 106H231V109L232 108L234 109ZM197 109H199V108H197ZM207 111L209 112V114ZM201 113H202V111H201ZM196 114H198V115H196ZM217 115H218V113H217ZM207 118H209V117L207 116ZM213 118L211 117V120H213ZM198 119H200V116ZM201 119H202V117H201ZM202 121H203V119H202ZM194 122L195 121H193L192 123H194ZM139 124H142V123H139ZM139 124L137 125L138 127L141 126ZM143 125H144V123H143ZM142 126H141V128H142ZM60 129H61V127H60ZM47 136H46V139H48ZM241 137H242V135H241ZM250 137H251V135H250ZM253 137H255V136H253ZM258 137L259 136L257 135L256 139ZM141 138H143V137H141ZM256 139H254V140H256ZM251 140L253 142V139H251ZM46 141L47 140L42 141V142H46ZM256 141H254V143L259 144ZM40 143H41V141H40ZM34 144H35V146H34ZM38 144H39V142H38ZM131 144H132V142H131ZM134 145H136V144H134ZM202 145L200 144V146H202ZM255 148H256V144H255ZM261 148H263V145ZM200 149L202 150V148H200ZM137 150H138V146H137ZM201 150H199V151L202 152V151L206 150V148L203 149L202 151ZM128 152H130V154L135 153L134 151L133 152L128 151ZM202 153H200V154H202ZM204 153L207 154V152H204ZM126 155L124 152L122 157L123 156L125 157ZM133 155H135V154H133ZM119 156L121 158V155H119ZM127 156H126V158H123L122 161H119L122 163H121V165H117V167L120 166L121 168L122 167L125 168V166H127V165L129 166V164L131 165L132 162L129 163ZM203 156H205V154ZM206 156H208V155H206ZM90 158H92V157H90ZM130 158H131V156L129 157V159ZM209 159L210 158H208V160ZM255 161L257 162V160H255ZM179 162H181V160ZM116 163H117V161H116ZM133 163H134V161H133ZM209 163L213 167L212 161ZM93 164H95V163H93ZM253 164H256L258 166L257 163H253ZM89 165H91V163ZM97 165L99 166V164H97ZM97 165H96V169H97ZM184 165H186V164H184ZM115 166H116V164H115ZM29 167H30V169H29ZM93 167H94V165H93ZM186 167H188V166L186 165L184 168H186ZM91 168H92V166L90 167V169ZM128 168L126 167V169H128ZM44 169L46 170L47 168H44ZM51 169H49V170H51ZM94 169L95 168H93V170ZM100 169H102V168H100ZM117 169L118 168H116V171H119V169L118 170ZM83 170H85V169H83ZM93 170L91 172L92 176H93V173L95 171V170L94 171ZM97 170H99V169H97ZM97 170H96V172H97ZM46 171H48V169ZM46 171L44 172L45 174H43L44 178H46V180H50L52 178L51 179V181H52V180L56 179L55 176H57V175L54 174L53 177H51L53 173H50L51 171L50 172H46ZM87 171H89V169ZM216 171H215V173H216ZM125 172H123V173L126 174ZM140 172L145 173L143 190H141V187H140V175H139ZM184 172H185V170L183 171L182 175L184 174ZM36 173L37 172H35V174ZM80 173L81 172H79V174ZM103 173H100V170L98 171V175H100V176ZM123 173L121 172V174H123ZM33 174H34V172H33ZM124 174H123V176H124ZM219 174H220V172H219ZM219 174H218V172L216 173V175H219ZM37 175H38V177H35V178H37L35 180H37L40 183H43V185L44 184L46 185V182H49V181H46L45 179H44V181H41L42 177L39 174H36V176ZM103 175L105 176V174H103ZM84 176H85V174H84ZM88 176L89 175H86L85 177L87 178ZM95 176H94V178H95ZM161 176H163V175H161ZM26 177H28V176H26ZM77 177H79V175ZM90 177H91V174H90ZM116 178H119V177H116ZM171 178H169V179L171 180ZM219 178H221V176L218 177V179ZM97 179L98 178L96 176L95 180H97ZM221 179H223V176ZM221 179H219V181ZM31 180H33V179L31 178ZM58 180H56V181L58 182ZM90 180H88L89 182L86 180L89 183L88 185L91 186V187L90 186H87V187H90V188H92V187L94 188L93 184L96 182V185H97V181H99V180H97L93 183L92 180L91 181ZM86 181H85V183H86ZM53 182H55V181H53ZM108 182L106 184H109ZM224 182H226V181H224ZM172 183H173V181H172ZM223 183H222V185H223ZM79 184L81 185V183H79ZM100 184H102V183H100ZM225 184L226 183H224V185ZM25 185L26 184H24V186ZM37 185L35 186L36 188H37ZM43 185H41V186L43 187ZM65 185H67V182ZM86 185H87V183H86ZM104 185H102V186H104ZM220 185H221V183H220ZM224 185H223V188H224ZM76 186L77 185L73 186V188ZM30 187H32V186H30ZM52 187H49V188L47 187L49 191L46 190L45 193L46 192L49 193L52 190V189L50 190V188H52ZM77 187H79V185ZM105 187H110V185H107V186L105 185ZM28 188L29 187H26L27 190H28ZM47 188H45V189H47ZM65 188H67V187H65ZM226 188H227V186H226ZM26 189H25V191H27ZM55 189H57V190L59 189L58 184H57V188L55 186ZM57 190H56L55 194L58 193ZM60 190L62 191L63 189L60 188ZM94 190L95 189H93V191ZM29 191H31V190H28L27 192H29ZM23 192L21 191V194ZM187 192H190V190ZM91 193H92V191H91ZM142 193H143V195H142ZM50 194L51 193H49V195ZM62 194L64 195L63 191H62ZM94 194H92V197L94 196ZM28 195H29V193H28ZM49 195L47 194V196H49ZM50 196H51V198H47V199H55L54 196L53 197H52V195H50ZM8 198L6 200H8ZM63 198H64V196H63ZM141 199L146 200L147 203H140ZM3 200H5V199H2V201ZM17 200H19V198ZM12 201H13V199H12ZM129 201H131V202H129ZM8 202H7V204H8ZM4 203H6V201H4ZM155 204H157V205H155ZM3 205H6V204H3ZM58 208H59V206H58ZM131 212L136 213L135 219L132 220V228H131V234H132V237H134V239L129 238V236L127 234L129 230L127 229V225L125 224L126 219H131V217L129 215V213H131ZM147 212L149 213V215ZM5 213H8V212L6 211ZM3 215H5V214H3ZM5 216H7V215H5ZM58 218H60V217H58ZM53 222H54V220H52L51 223H53ZM54 225H56V224H54ZM91 229H92V227H91ZM94 229L95 228L93 227V230ZM101 229H102V227H101ZM90 232H92V230ZM106 233H104V235ZM164 233H166V232H164ZM112 234L114 237L112 236ZM180 236H181L180 227H177V226L173 227L172 226L171 229L169 230V239L170 240L167 241L168 242L167 243L168 248L172 249L174 244L177 241H179ZM105 237L106 236H104V239H106ZM157 237H155L156 240H158ZM223 237H221V238H223ZM91 238H92V236H91ZM159 238H162V237H159ZM165 238H168V237H165ZM156 240H155V242H156ZM252 240H253L252 242H255V243H258V244H261L264 246V236L254 235ZM96 241H97V239H96ZM112 242L113 241H111V243ZM160 242L162 243L161 240H160ZM160 242L158 241V244H160ZM239 243H240V245L242 244L241 242H239ZM239 243H238V245L234 244L232 240L225 238L224 242L218 246V248L213 252L212 256L208 257L209 260L208 259L206 260V258L204 256H200L193 264H253L251 258L250 259L249 258L244 259V258L240 257ZM244 244L246 245V243H244ZM24 246H25V244H24ZM29 247H31V245ZM137 247L139 248V251L136 250ZM53 255H55V256H53ZM77 255H79V254H77ZM153 255H154V253H153ZM81 256H83V255H81ZM150 256H152V255H150ZM77 257L80 258L79 256H77ZM148 257L149 256L147 255V258ZM148 260H149V258H148ZM72 261L75 262V260H72ZM76 264H78V262ZM79 264H81V262Z\"/></svg>",
	"mask_w": 264,
	"mask_h": 264
},
{
	"label": "snow or ice",
	"instance_id": "6c2138e0",
	"mask_svg": "<svg viewBox=\"0 0 264 264\" xmlns=\"http://www.w3.org/2000/svg\"><path fill=\"white\" fill-rule=\"evenodd\" d=\"M260 7L264 8V4L260 5ZM5 31H7V29H5ZM0 63H3V61H0ZM139 175H140V187H141V190H143L145 173L144 172H140ZM142 195H143V193H142ZM129 202H131V201H129ZM140 203H147V201L144 200V199H141ZM129 215H130L131 219H126L125 220V224L127 225V229L129 230L127 234H128L130 239H134V237H132V234H131V228H132V220L135 219L136 213L135 212H131V213H129ZM136 250L139 251V248L137 247ZM137 264H139L138 261H137Z\"/></svg>",
	"mask_w": 264,
	"mask_h": 264
}]
</instances>
